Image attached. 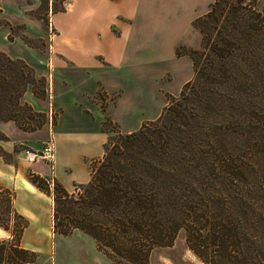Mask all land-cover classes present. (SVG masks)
Wrapping results in <instances>:
<instances>
[{"label":"trees","instance_id":"obj_1","mask_svg":"<svg viewBox=\"0 0 264 264\" xmlns=\"http://www.w3.org/2000/svg\"><path fill=\"white\" fill-rule=\"evenodd\" d=\"M40 1L46 13L50 2L53 14L63 11L56 8L58 0ZM38 18L48 23L47 17ZM194 27L201 49L184 54L194 76L155 122L104 145L102 157L90 163L88 181L73 192L55 184L51 193L42 177L30 178L52 195V232L90 236L113 264H149L150 253L171 246L181 230L203 264H264V167L244 161L249 149L243 143L252 129L250 121L234 118L242 91L233 93L227 113L224 93L251 83L245 71L259 68L264 59V0H214ZM30 71L0 51V121L23 132L43 125L30 126L33 117L43 115L22 101L35 82ZM211 103L220 105L225 123L213 140L205 116ZM232 140L243 146L233 150ZM12 201L8 196L10 211ZM36 259L18 239H0V264Z\"/></svg>","mask_w":264,"mask_h":264},{"label":"rangeland","instance_id":"obj_2","mask_svg":"<svg viewBox=\"0 0 264 264\" xmlns=\"http://www.w3.org/2000/svg\"><path fill=\"white\" fill-rule=\"evenodd\" d=\"M58 1V3L56 2V8L63 11L56 14L73 9L71 13L54 17L51 2L48 4L46 13L40 0H2V4L0 3L3 10V14L0 15V26L5 27L7 31L10 29L8 25L12 27L4 41L13 53H17V56L24 55L27 60L6 55L15 61L22 60L30 68V74L34 75L35 82L32 86L27 87L26 92L34 91L33 95L37 99V104L48 106L47 113L37 112L38 106H36V110L32 108L34 112L41 113L43 116L33 117L30 120V126L39 125L43 122L42 127L45 124L50 128L52 127V134L42 144L41 141H36V139L42 137L44 133L41 136H35V141L33 139L35 149L23 144H15L13 152L8 154L2 152L0 148V205L2 206V209H0V222L8 228L5 230L0 226V239L9 241L18 239L22 247L36 253L37 259L33 264H113L96 249V243L90 236L79 231H74L68 236H61L52 232V216L51 225L49 216L50 212L52 213V195L41 194L38 189L30 184L32 174L35 175L33 168L36 165L44 163L49 166V169H52L50 167L52 163H28L25 160V151H40L46 142H53L54 133V154L56 156L55 165L58 181L65 188L87 182L89 178L88 168L93 161L90 159L99 154L102 148L101 142L105 140V137L106 143L104 145H109L114 137L121 134L118 128L119 125L122 126V129H129L135 128L141 120L143 122L142 126L155 122L161 112L169 105L171 99L179 97V95L177 97L167 95L175 93L176 86L175 59L172 58L176 40L175 35L179 33L178 40L183 43L177 48V52L180 54L184 55L189 50H200L201 34L194 27V23L196 19L203 17L208 12L210 5L207 6V0L195 4L188 3L186 6L179 5V7H175V19L178 18L177 21L175 23L165 21L159 25L160 31L153 33L147 42V69L142 72V81L137 80L136 82L132 79L129 82L126 80V83H121L120 86L123 90L122 97L120 98V93H114L111 96V99L115 98L117 108L111 111L113 105L110 103V113L107 115L109 118H106L101 125V131L105 133L104 137L99 128L100 116L96 112L95 103L82 98L81 105H75L72 102L78 95L79 90L86 88L88 92H92L95 89L91 78L87 79L84 76L81 78L79 72L71 73L70 83L67 86L68 93L65 97L64 114L60 120V126L53 129L60 111L56 106L50 104L49 84L46 83L44 75L38 77L35 74V68L29 64V62L35 61L38 68L45 69L44 62L57 35L54 24L64 34H70L71 31L77 32L78 27L82 25L79 21L81 16L79 2L77 0H75V3L74 0ZM106 9L108 8L106 7ZM87 10L88 8L82 14H87ZM44 16L48 18L47 24L38 18ZM102 16L98 23H92V18L88 17L90 26L92 24L93 27L94 24L100 27L107 25L109 15L105 12ZM195 16L196 18H194ZM191 18H194V20L189 25ZM23 20H25V23H17ZM91 30L94 32L93 28ZM2 33L4 32L0 30V41ZM101 41L93 39L89 35L84 41H79V43L74 41L66 47L73 51L96 50L101 48ZM130 45L131 47L135 46L133 41H130ZM257 63L259 68L254 67V71H245L250 76L251 83L248 81V83L237 84L224 92L227 95L225 98V112L227 113L230 109V107L228 109V106L232 103L230 99L233 98V93L242 91L237 96L240 102L238 100L235 102L238 104V108H236L237 112H234V118L250 121V124L247 125L249 130L252 129L251 138L243 143L249 149L246 152L244 161L264 167V59H259ZM67 73L68 71L59 72L61 76H66ZM131 73L134 75L135 72L131 71ZM47 89L48 92H46ZM139 93H141L140 96ZM103 96L104 93L100 91L98 102L102 108L104 106ZM22 101H24L23 97ZM241 104H245V107L241 108ZM208 106L210 105L208 104ZM82 108H89L93 116L82 112ZM160 108L161 111L158 117L150 120ZM208 108L205 116L207 123H209L207 126L209 138L213 140V137H216L218 139L222 132L220 128L223 127L224 130L225 127L223 116H221L224 111L219 110L220 105L217 103L214 105L211 103ZM113 120L116 121V124ZM244 133H247V130ZM3 138L0 133V140H3ZM220 139L223 140V143H227L224 134ZM241 139L244 138L241 137ZM243 144L232 140L228 146L236 150L238 146H243ZM42 179L48 185L51 193L54 185L59 184L53 179L52 175ZM8 196H13L11 211L8 210ZM17 208L24 211L31 220L33 219V223L30 224L27 216L19 213L16 210ZM23 225H26V227L21 230ZM149 264L203 263L189 250L186 243V234L184 230H181L171 246L155 248L150 253Z\"/></svg>","mask_w":264,"mask_h":264},{"label":"crops","instance_id":"obj_3","mask_svg":"<svg viewBox=\"0 0 264 264\" xmlns=\"http://www.w3.org/2000/svg\"><path fill=\"white\" fill-rule=\"evenodd\" d=\"M79 2V7L81 9V16L79 21L82 23L78 27V31H71L70 34H64V32L54 24V27L57 30L56 39L53 42V45L50 51L47 54L46 60L44 62L45 69H40L36 65L35 61L29 62V64L34 67L35 74L38 77L44 75L46 83L49 84V93L51 96L50 104L56 106L59 109L57 123L54 124L53 129L57 126H60V120L63 117L64 110L66 107L65 97L67 96V86L69 85V79L72 72H79L80 77L91 78L93 80L95 89L92 92H88L86 88L79 90L78 95H76L75 100L72 102L75 105H81V98L84 100H89L96 105V112L99 114V128L101 131V125L103 121L110 113L109 105H113L112 110L117 108L116 102L114 99H111V96L114 93L119 94L120 98L123 95V90L120 88L121 83H126L134 79L136 82H139L143 79L142 72L147 69V45L148 40L152 37L153 33L160 31L159 25L164 23H175L178 18L175 19V7L179 5H187L188 3H200L203 0H77ZM208 5L211 4L212 0H207ZM2 4V0H0ZM75 3V0H74ZM74 7V4H73ZM106 7L108 9H106ZM1 8V7H0ZM87 14H82L85 9H87ZM73 10V9H72ZM72 10L61 13L68 14ZM107 12L109 15V23L103 27L93 24L90 26L88 17L92 18V23H98L102 14ZM3 14V10L0 15ZM55 14L54 17L61 15ZM203 14V13H202ZM201 14V15H202ZM200 15V16H201ZM199 16V15H198ZM196 18V16L194 17ZM194 18H191L189 25L193 22ZM55 18L53 19L54 22ZM96 21V22H95ZM25 23V20L17 23ZM94 32H92V29ZM2 30L1 41H0V51L4 52L8 56L13 58H21L27 60L24 55L17 56L15 52L8 47L4 39L9 34V31L3 26H0ZM90 30V31H89ZM176 33V32H175ZM179 33L175 35V46L173 47V59H175V93L167 94L171 97H177L182 91L184 85L189 82L194 76L193 63L187 55H177V48L180 45H183L181 41L178 40ZM92 36L93 39H98L101 41V48L96 50H71L66 46L70 43L76 41H84L86 37ZM130 41H133L135 44L134 47H131ZM23 51V50H22ZM24 53V52H23ZM68 71L66 76H61L59 72ZM131 71H134L132 75ZM145 75V74H144ZM146 76V75H145ZM102 91L104 93V106L103 108L98 102V95ZM48 92V89L47 91ZM141 93H139V96ZM23 100L28 103L34 110L36 106L39 108L37 112L47 113L48 106H40L37 104V99L32 92H25L23 95ZM48 102V100H47ZM163 107V106H162ZM161 107V108H162ZM161 108L157 114L150 120H154L158 117ZM82 112L91 114L89 108H82ZM112 120V119H111ZM113 122L116 121L113 120ZM145 122V121H144ZM118 123V122H117ZM143 122L142 120L137 123L135 128H121L118 126L119 132L121 134H129L140 129ZM51 132V133H50ZM0 133L3 135V140H0V148L2 152L12 153L13 146L15 144H23L32 149L36 147L33 146L35 141V136H41L37 138L36 141L42 142L46 141L50 134H52V127L50 128L45 124L41 129L34 132H23L16 127L12 122H1L0 123ZM102 135L105 137V133L102 132ZM34 139V141H33ZM7 140V141H6ZM106 143L105 140L101 142L102 148L99 154L90 160H95L102 157L103 147ZM53 146H54V133H53ZM56 156L54 154V160L52 162V169H49V166L46 164H38L33 168L35 175H38L42 178L50 177L52 175L62 187L63 185L58 181V176L56 174V165H55ZM89 175V168H88ZM89 179V178H88ZM32 187L36 188L31 182ZM86 182L81 184L73 185L71 188L63 187L67 192H73L74 188L79 185H84ZM38 189V188H36ZM39 190V189H38ZM40 191V190H39ZM41 194H44L40 191ZM38 194V191H37ZM16 205V202H15ZM19 213L27 216L24 211L21 209H16ZM50 225H51V212H50ZM27 219L30 221V224L33 223V219L27 216ZM29 224V226H30Z\"/></svg>","mask_w":264,"mask_h":264},{"label":"built area","instance_id":"obj_4","mask_svg":"<svg viewBox=\"0 0 264 264\" xmlns=\"http://www.w3.org/2000/svg\"><path fill=\"white\" fill-rule=\"evenodd\" d=\"M25 160L28 163L47 162L52 163L54 160V146L52 141L46 142L40 151H25Z\"/></svg>","mask_w":264,"mask_h":264}]
</instances>
